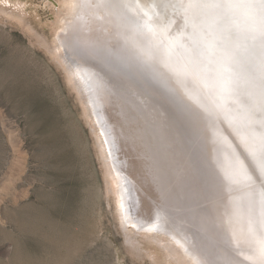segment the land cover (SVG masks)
<instances>
[{"label":"rangeland","instance_id":"rangeland-1","mask_svg":"<svg viewBox=\"0 0 264 264\" xmlns=\"http://www.w3.org/2000/svg\"><path fill=\"white\" fill-rule=\"evenodd\" d=\"M53 1L57 6L48 0H0V264H178L150 227L158 211L153 203L146 204L143 194L139 203L127 153L111 128L110 113L119 114V104L103 96L87 64L96 60L113 78H139L129 66L139 58L144 69L152 73L150 69L157 68L182 87L177 63L168 62L169 70L162 61L171 59L160 56L159 64L143 48L135 49L126 28L136 27L118 21V5L113 13L110 8L104 11L111 20L116 18L120 29L108 28L112 33L101 40L102 48L91 46L85 57L65 51L57 39L65 2ZM121 1L124 14L142 17L140 10ZM168 15L175 22L182 13ZM110 46L123 49L114 54ZM218 69L216 64L207 66L203 79L198 78L211 92L220 82L215 78ZM191 79L195 83L196 78ZM182 88L186 100L188 90ZM144 142L146 146L149 140ZM159 154L160 163L153 164L163 176L165 160ZM230 176H206L200 203L192 197L187 208L165 212L160 221L182 217L189 232L212 243L221 264H262L256 248L259 236L246 218L257 204L253 185L237 172ZM189 214L204 232L187 224Z\"/></svg>","mask_w":264,"mask_h":264},{"label":"water","instance_id":"water-1","mask_svg":"<svg viewBox=\"0 0 264 264\" xmlns=\"http://www.w3.org/2000/svg\"><path fill=\"white\" fill-rule=\"evenodd\" d=\"M126 1L143 18L124 14L121 0L109 3L119 6L118 19L136 27L134 31L126 28L134 48H143L154 62H163L169 70L168 62H176V76L189 91L184 100L183 88L168 75L157 68H151V73L132 60L129 66L140 68L142 73L134 70L141 77L116 75L140 88L155 111L168 117L170 125L165 130L176 141L171 152L177 163L181 200L186 208L192 197L200 203L208 185L206 176L239 173L254 188L257 204L246 218L259 236L258 255H264V0H154V7L144 0ZM169 11L182 15L170 21ZM110 47L114 54L123 49ZM160 56L172 61L161 62ZM212 64L224 70L218 69L215 78L220 82L211 92L198 78L203 79L202 71ZM182 72L196 78L195 83L184 80Z\"/></svg>","mask_w":264,"mask_h":264},{"label":"bare ground","instance_id":"bare-ground-1","mask_svg":"<svg viewBox=\"0 0 264 264\" xmlns=\"http://www.w3.org/2000/svg\"><path fill=\"white\" fill-rule=\"evenodd\" d=\"M64 2L65 14L62 18L61 32L58 34L57 39L60 41V44H62L61 42L65 44L67 48V50L64 48L65 51L80 52L84 57L85 55L89 56L91 53L86 50H89L91 46H97L100 49L101 40H106L111 36L112 30L109 31V27H118V30L120 29L119 19L118 21L116 18L115 20H111L107 14H104V11L108 12L107 9L109 8L113 13L114 9L111 3H108L109 0H64ZM153 2L154 0H149L146 5L154 7ZM92 41H95V43ZM72 47L74 49H71ZM69 55L71 54H68L67 57ZM91 60L94 63L92 64L90 61V64H87L91 68L89 71L92 70L94 81H97L96 83L99 84L98 89L103 91V96L106 94L111 104L113 102L119 104L114 105L120 108V113L117 114L116 110H112L113 112L111 111L110 113L111 120L109 121L113 122L111 128L122 143L124 152L127 153V164L131 171L130 173L134 175L131 176L134 177V182H132L134 185L136 184L137 189H135L137 192H140L139 203L143 204V194L148 198L146 204L151 205L153 203L152 206L158 211L156 213L157 215L159 214L157 216L158 220L155 218L157 221L153 222L152 226L150 225L155 232L161 235L158 241L164 242L166 249L175 254L171 255V257L175 258L176 260L174 259V261H177L178 264H221L218 256L215 254V249L211 245L212 243H208V239L203 235L201 236V234L189 232L186 222L182 217H172V221H167L168 224H164V219L162 222L160 221L161 216H163L162 214H165V212L174 213L176 209H180L185 205L183 200L179 199L178 201L175 199L177 195L180 197L178 178L176 177L178 168L175 162L176 159L172 156L171 152V147H173L176 141L172 139V132L169 129L165 130L169 127L170 121L163 120V117L155 111L141 89L132 87L130 83L123 82L117 77L113 78L108 71L99 68L100 66L96 60ZM135 64L144 69V62L139 60V58ZM95 65L98 67H95ZM133 67L136 71L142 73L139 70L140 68ZM177 80H179L178 77ZM184 80L190 82L192 79L185 74ZM187 98L185 97V99ZM126 107L134 114V119L132 115L129 117ZM145 138L149 140L146 146L144 144L147 142H144ZM159 150L165 160L163 176H161L156 165H154L157 162L160 163L159 157L161 155L159 154ZM120 157L123 156L121 155ZM145 207L144 210L146 209ZM147 207L149 208V206ZM187 224L204 232L201 224L196 226V221H191L190 214L187 215ZM139 225L141 226V224ZM259 256L264 263L263 256Z\"/></svg>","mask_w":264,"mask_h":264}]
</instances>
